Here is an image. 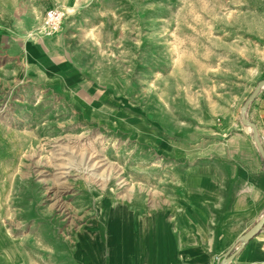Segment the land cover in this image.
<instances>
[{"label":"rangeland","instance_id":"rangeland-1","mask_svg":"<svg viewBox=\"0 0 264 264\" xmlns=\"http://www.w3.org/2000/svg\"><path fill=\"white\" fill-rule=\"evenodd\" d=\"M263 81L264 0H0V264H80L104 206L264 139Z\"/></svg>","mask_w":264,"mask_h":264},{"label":"crops","instance_id":"crops-1","mask_svg":"<svg viewBox=\"0 0 264 264\" xmlns=\"http://www.w3.org/2000/svg\"><path fill=\"white\" fill-rule=\"evenodd\" d=\"M202 153L198 164L169 168L163 207L104 206L96 235H83L77 247L79 263L219 264L232 250L227 264H264V226L241 241L264 216V161L254 136L244 130Z\"/></svg>","mask_w":264,"mask_h":264},{"label":"water","instance_id":"water-1","mask_svg":"<svg viewBox=\"0 0 264 264\" xmlns=\"http://www.w3.org/2000/svg\"><path fill=\"white\" fill-rule=\"evenodd\" d=\"M264 84V81L261 82V84L257 87V89L255 90L253 96L247 100V102L245 103L244 105V110H243V121L246 123V124H249L247 119H246V111L248 110L250 104L252 101L255 100L256 96L258 95V92L260 90V87L261 85ZM253 127V136H254V139H255V142H256V145L262 155V158H263V161H264V148L262 147V144L260 142V139H259V136H258V130L257 128L252 125ZM262 226H264V216L262 217L261 221L259 224H257L256 226H254L249 232H247L241 239L242 242H246V241H249L255 234H257L260 229L262 228ZM234 258L233 254H232V250H230L229 252H227L224 256H223V259H222V262L221 264H227L230 260H232Z\"/></svg>","mask_w":264,"mask_h":264},{"label":"built area","instance_id":"built-area-1","mask_svg":"<svg viewBox=\"0 0 264 264\" xmlns=\"http://www.w3.org/2000/svg\"><path fill=\"white\" fill-rule=\"evenodd\" d=\"M63 18L64 15L60 11L52 9L47 12L44 23L46 26L45 28H48L50 30V34L60 32Z\"/></svg>","mask_w":264,"mask_h":264}]
</instances>
